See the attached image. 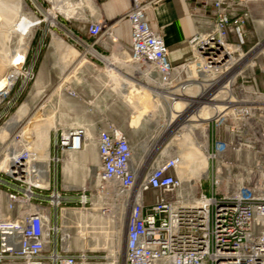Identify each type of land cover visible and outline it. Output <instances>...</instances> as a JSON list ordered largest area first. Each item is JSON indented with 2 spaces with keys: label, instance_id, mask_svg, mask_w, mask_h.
Here are the masks:
<instances>
[{
  "label": "built area",
  "instance_id": "built-area-1",
  "mask_svg": "<svg viewBox=\"0 0 264 264\" xmlns=\"http://www.w3.org/2000/svg\"><path fill=\"white\" fill-rule=\"evenodd\" d=\"M44 1L22 0L9 29L1 24L0 264H100L74 249L76 237L63 230L78 211L63 214V182L51 167L59 156L49 153L47 165L28 134L29 117L11 120L24 102L35 107L27 101L30 86L42 52L57 38L60 12ZM200 2L209 29L197 31L192 58L178 65L149 26L153 0H131L123 15L131 40L124 62L134 71L127 87L145 89L159 103L146 114L138 143L113 123L94 137L96 183L127 204L125 264H264V40L250 42V0ZM87 32L98 41L110 27L93 21ZM66 37L83 45L71 31ZM91 50L104 57L87 45ZM65 93L82 101L77 89ZM85 102L92 112L96 100ZM87 132L84 125L56 130V148L83 151ZM195 153L206 163L186 159ZM52 208H60L59 222H52Z\"/></svg>",
  "mask_w": 264,
  "mask_h": 264
},
{
  "label": "rangeland",
  "instance_id": "rangeland-1",
  "mask_svg": "<svg viewBox=\"0 0 264 264\" xmlns=\"http://www.w3.org/2000/svg\"><path fill=\"white\" fill-rule=\"evenodd\" d=\"M21 3L22 0H0V31L4 30L3 34L13 23L18 13L17 7ZM261 6L264 7L263 4ZM252 19L247 27L254 34L250 42L264 40V13L262 10L261 14L252 12ZM1 24L7 30L2 28ZM23 26L21 23L20 28ZM49 40L48 37L47 41ZM58 44L61 46L58 47ZM1 52L6 53L7 48L3 50L0 45ZM38 63L37 76L30 86V93L27 97V101L32 102L31 105H35L31 111L29 109L26 115L29 117L28 134L33 140V145L37 146L42 143V136L49 134L48 151L50 156L54 157L57 154L60 158L57 164L52 162L51 167L54 170L53 174L55 169H58L59 176L61 175L63 179L66 196L70 198L65 202V205L63 203V206L67 207V214L73 210V207L78 211L76 220L71 217L66 219L63 230L72 238L76 237L73 248L85 252L91 257L92 262L125 264L126 221L124 216L127 212V204H122L118 191L113 190V195L111 190L106 191L105 186L96 183L99 162L97 163L94 137L98 128L113 123L125 130L133 143H138L148 129L145 116L149 115L151 112L149 108L156 105L157 101L145 90H142L138 95L130 89L131 87L122 90L119 94L122 99L118 100L113 97L114 94H107L108 96L101 94L100 97V94L81 92L76 81V48L66 36L57 34L52 45L42 52ZM4 68L5 61L3 62L0 54V72ZM65 87L78 89L81 97L87 94L97 96L94 110L87 112L81 101L68 97ZM37 90L39 93L34 97ZM125 97L129 98L130 105L134 110L129 109L128 105L126 106ZM77 125L87 127L86 139L91 136L84 150L69 153L57 149L55 145L56 130L60 132L61 129ZM38 132L39 135L34 136ZM34 148H36L35 145ZM71 155L73 156L71 157ZM201 159L202 157L198 155L197 162ZM88 167L91 169L89 174ZM68 186L73 188H68ZM203 189L210 194L211 187L207 181H204ZM83 194L86 195V202L80 201V196Z\"/></svg>",
  "mask_w": 264,
  "mask_h": 264
},
{
  "label": "crops",
  "instance_id": "crops-1",
  "mask_svg": "<svg viewBox=\"0 0 264 264\" xmlns=\"http://www.w3.org/2000/svg\"><path fill=\"white\" fill-rule=\"evenodd\" d=\"M52 1L55 4L56 10H58L57 7H63L61 8L62 12L71 13L75 9L74 14L70 16L59 11L60 26L55 29V32L58 35L67 36V33L71 31L83 42V45L76 47L77 87L83 93H96L100 94V97L102 96L101 94L104 96L114 94L113 97L117 100L122 99L119 94L122 90L129 88L127 87L128 81H123L122 76L127 77L134 73L132 68L126 66L124 62L130 56L131 40L130 25L123 18V15L129 10L131 0ZM41 2L46 6L48 5L44 0H41ZM261 4L264 5V0H250L252 12L261 14L262 10L264 13V7ZM71 7L74 8L64 9ZM201 7L202 3L200 0H153L151 6L147 9L149 26L152 31L161 34L164 42L168 46V55L171 64L178 65L190 60L192 58V50L189 41L196 35L198 30L209 29V24L206 19L207 15L202 13ZM93 21H103L108 24L110 34L102 36L98 41L91 38L88 35L87 29ZM39 36L40 32L37 33L35 40ZM87 45H93V49L104 57L96 55L92 50L87 51ZM59 46L61 45L58 44ZM87 59L94 61L95 65H89ZM38 93L39 90L36 91L34 97ZM93 98L97 100V96L95 95L87 94L86 96H82L81 103L87 112L91 111H88V106L85 101ZM124 100L126 106L128 105L129 109H133L126 97ZM56 172L59 181L63 182L62 176H59L58 169H55L54 175ZM62 187L63 184L59 183L58 189L61 191L63 197L70 199L66 196L65 190ZM67 199L63 200L61 206H63V203L65 205ZM66 208L63 210L64 215L67 212ZM59 209L52 208V222H59L60 219L58 217L56 218L57 213H60Z\"/></svg>",
  "mask_w": 264,
  "mask_h": 264
},
{
  "label": "bare ground",
  "instance_id": "bare-ground-1",
  "mask_svg": "<svg viewBox=\"0 0 264 264\" xmlns=\"http://www.w3.org/2000/svg\"><path fill=\"white\" fill-rule=\"evenodd\" d=\"M58 8V11H60V12H62L61 11V8H63V7H57ZM72 8H74V7H71V8H64V9H72ZM55 9H56V7H55ZM74 12H75V9H74ZM74 12H71V13H65V12H62V13H64L65 15H68V16H70V15H73L74 14ZM23 25H25V21L23 20L22 22H21ZM1 73H2V71L0 72V77H1ZM122 76V75H121ZM122 79L124 80V81H127L128 80V78L127 77H125V76H122ZM132 90H134V92L136 93V94H140V92L142 91L141 89H140V87H133V88H131ZM143 90H145V89H143ZM146 91V90H145ZM146 92H148V93H150V95H151V92H149V91H146ZM152 96V95H151ZM153 97V96H152ZM153 103V102H152ZM156 104V103H155ZM154 105V104H153ZM149 108V107H148ZM149 109H151V111H156V110H158L159 109V103H157L156 105H154V106H152L151 108H149ZM28 111H29V107H28V105H27V102H24L21 106H20V108H19V110L16 112V114L15 115H13V117H12V121L13 122H16V121H19L20 119H22L24 116H26L27 115V113H28ZM40 132V131H39ZM39 132L37 133V134H35L34 136H38L39 135ZM43 138V141H42V143L40 144V145H36V144H34L35 146H36V148L35 149H37V151H38V153H39V155H40V158H42V159H45L46 160V162H47V165H48V161H49V151H48V141H49V134H44L43 136H42ZM32 142H33V140H32ZM73 155H71V157H72ZM191 157H193V159H195L196 161H197V159H198V153H195V156H192V155H190V157H188V156H186V159H188V158H191ZM200 157H202V159H201V164L203 165V164H205L206 163V160H205V157L203 156V154H202V156H200ZM63 168V167H62ZM68 188H73V187H69L68 186ZM124 219H125V221H126V219H127V215L125 214V216H124ZM125 225V224H124Z\"/></svg>",
  "mask_w": 264,
  "mask_h": 264
}]
</instances>
